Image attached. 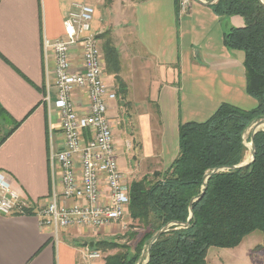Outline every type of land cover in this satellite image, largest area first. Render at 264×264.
<instances>
[{
    "label": "crops",
    "instance_id": "0c3cea01",
    "mask_svg": "<svg viewBox=\"0 0 264 264\" xmlns=\"http://www.w3.org/2000/svg\"><path fill=\"white\" fill-rule=\"evenodd\" d=\"M74 1L0 0V140L6 137L0 144V179L18 192L29 212L0 213V264H84L82 251L89 242L82 238L93 231L63 229L55 237L52 229L40 225L37 215L49 203L53 188L60 191V169L51 168L49 151L50 146L58 151L62 142L57 111L49 117L44 102L46 86L54 80V60L50 56L45 63L42 44L44 37L63 38V20ZM84 1L96 9L93 29L99 33L108 31L111 13L126 11L110 9L122 0H111L109 6H104L105 0ZM128 3L130 17L124 24L131 19L135 34L132 43L125 33H118L124 35L116 46L121 82L106 72L103 62L104 80L116 93L109 115L114 124L116 117L125 124L126 110H133L143 132L141 157H157L167 169L178 155L181 123L204 122L224 103L243 110L256 106L246 92L243 53L223 44L225 33L242 27L243 19L221 18L212 4L194 0L184 15L179 13L178 0ZM135 42L152 64L150 69L147 66V77L141 74L142 58L128 47ZM80 55L79 47L72 51L73 67L80 65ZM73 98L76 110L85 111L86 98L80 93ZM119 134L117 124L113 125L117 153ZM117 157L120 169L129 173ZM213 258L218 264H264V238L253 232L237 247L222 249Z\"/></svg>",
    "mask_w": 264,
    "mask_h": 264
},
{
    "label": "trees",
    "instance_id": "16d2710c",
    "mask_svg": "<svg viewBox=\"0 0 264 264\" xmlns=\"http://www.w3.org/2000/svg\"><path fill=\"white\" fill-rule=\"evenodd\" d=\"M210 7L221 18L243 19L242 27L225 33L223 44L243 53L246 92L256 106L243 110L224 103L204 122L179 125L175 160L163 172L152 173L151 179L144 176L129 186L128 215L142 235L133 234L137 240L133 248L94 244L105 255L104 264H137L157 231L169 223L187 222L190 202L202 191L204 195L192 204L188 225H172L161 234L147 264H207L211 248L233 249L253 232L264 238V130L254 135L256 156L251 164L214 174L203 189L206 173L244 163V134L264 119V11L259 0H217ZM102 48L107 72L121 82L116 49L110 42ZM112 250L117 251L104 253Z\"/></svg>",
    "mask_w": 264,
    "mask_h": 264
},
{
    "label": "built area",
    "instance_id": "2783aa9c",
    "mask_svg": "<svg viewBox=\"0 0 264 264\" xmlns=\"http://www.w3.org/2000/svg\"><path fill=\"white\" fill-rule=\"evenodd\" d=\"M193 0H178L179 13L186 14ZM96 9L84 0H75L63 20L64 36L43 39L45 63L52 56L54 80L47 84L44 102L49 113L57 111L62 133L61 147L50 146L49 162L60 169V191L53 188L49 203L38 210L40 225L57 234L65 229L98 231L123 219L129 205L130 179L118 165L110 103L114 88L104 80L103 58L93 29ZM80 48V65L73 67L70 55ZM51 90L54 97H51ZM87 101L85 111L75 108L74 95ZM129 181V182H128ZM28 206L18 192L0 179V213L27 214ZM104 255L84 246V264H103Z\"/></svg>",
    "mask_w": 264,
    "mask_h": 264
},
{
    "label": "rangeland",
    "instance_id": "374dc122",
    "mask_svg": "<svg viewBox=\"0 0 264 264\" xmlns=\"http://www.w3.org/2000/svg\"><path fill=\"white\" fill-rule=\"evenodd\" d=\"M109 2H107L105 0L104 2V6H109L111 0H108ZM116 1V0H114ZM129 0H122V3H118L119 4H115V5H111L110 9H115V8H120V11H125V14L122 13L120 15H115V13H111L110 17L108 18V22L110 23L108 31L105 32H101L100 36H101V53H102V58L104 57L103 54V44L105 42H110L112 44V46L114 47V49H116L118 47V44H121L122 40V36H118V33H125V38L126 40L130 39L131 42L133 43V37L135 34V28L132 25V21L131 19L128 20V23L125 25L124 23H126V20L128 17H130V13L127 12L129 10V6L130 3H128ZM117 3V2H116ZM113 4V2H112ZM99 9V7H97ZM102 9V8H101ZM100 9V10H101ZM103 15H105V12H102ZM102 15V14H101ZM102 15V16H103ZM119 37V38H118ZM130 48V50H132L135 54H137L138 56H140L143 60V70H142V75L147 77V66L150 69V66L152 65L150 62V60L147 58V56H145V54L142 52V50L138 47L137 42H135L132 46H128ZM126 61V60H125ZM106 72H107V67L105 68ZM152 75V72L150 71V74ZM121 94L117 93V98L120 99L121 98ZM146 110L143 109L141 110V112H145ZM113 115L116 113L115 111H112ZM115 112V113H114ZM126 113L129 115H124V123L123 124L120 121V117H116L115 118V124H117V127L120 131V138H121V146H120V151L117 153L119 154V156L121 157V159L124 161L125 163V170L130 171L129 173L123 172L126 176L127 179L132 182V181H136L141 179L144 176H147L148 179L152 178V173L154 172H163L166 167L163 166V162L159 159V158H149V159H144L141 157V154L143 153L142 151V142H143V132L139 129L138 127V121L135 117V112H133V110H130L128 112V110H126ZM115 116V115H114ZM120 116V115H119ZM113 124H114V120H113ZM114 124V125H115ZM251 127H249L247 129V131L244 134V144L246 147V151H245V159H244V163L248 162L251 158L250 156V141L249 137H250V130ZM131 167H134V169H131ZM129 182V181H128ZM90 237H85L82 238V240H85L87 243L91 242L94 244L97 243H115L117 245H125L128 246L130 248H133L134 245L136 244V238L133 237V234L137 236H141L142 235V229L139 228L138 224L134 221H132L129 218L128 215V211L126 212L125 216L123 217V219L115 222L114 224H112L111 226H107L105 228H102L98 231H93L91 232ZM255 235H259L258 233L253 234L252 237H255ZM257 237V236H256ZM140 238V237H138ZM249 241V240H248ZM249 242L246 243V245H248ZM93 248V247H92ZM95 249V248H93ZM222 249H215V248H211L209 251V256H208V262L209 264H218V261L216 258L212 259V256L215 257V255L217 253H219V251H221ZM117 250H112V251H107L104 252L106 254V256L108 255H112L113 253H115ZM104 255V254H103ZM105 257V255H104ZM146 259V255H144L142 253L139 261L137 264H142L145 259ZM104 264V263H103Z\"/></svg>",
    "mask_w": 264,
    "mask_h": 264
},
{
    "label": "water",
    "instance_id": "95a60500",
    "mask_svg": "<svg viewBox=\"0 0 264 264\" xmlns=\"http://www.w3.org/2000/svg\"><path fill=\"white\" fill-rule=\"evenodd\" d=\"M196 2H199V3H203L201 2V0H194ZM217 0H210V1H207V2H204L203 4L204 5H211L213 3H215ZM261 6H262V9L264 11V3H263V0H259ZM250 160L248 162H245V163H242L238 166H230V167H221V168H217V169H213L211 172L209 173H206L203 177V189L206 188V182L208 181V179L210 177H212L214 174H217L219 173L220 171H223V170H234V169H239V168H242V167H246L248 166L249 164H251L254 160H255V156H256V148H255V145H254V135L261 131V130H264V119H261L257 122H255L252 126H251V129H250ZM204 195V192L202 191L197 197H195L194 199L191 200L190 202V205H189V211H190V217L188 218L187 222L186 223H180V222H175V223H169L165 226H163L159 231H157L152 237L151 239L149 240V244L147 246V249H146V259L145 261L142 263V264H147L150 260V250H151V246L157 241V239L160 237L161 234H163L164 232H166L168 230V228L172 225H178V226H186L188 225L189 221L191 220V217H192V204L193 202H195L196 200L200 199L202 196ZM85 245H88L89 247H93V243H89V244H85Z\"/></svg>",
    "mask_w": 264,
    "mask_h": 264
}]
</instances>
